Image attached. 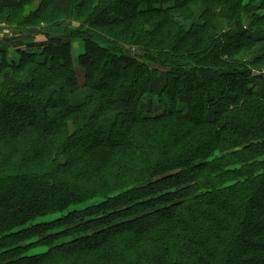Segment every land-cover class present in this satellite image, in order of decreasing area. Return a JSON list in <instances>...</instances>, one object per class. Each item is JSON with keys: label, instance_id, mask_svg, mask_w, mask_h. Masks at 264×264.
Instances as JSON below:
<instances>
[{"label": "trees", "instance_id": "1", "mask_svg": "<svg viewBox=\"0 0 264 264\" xmlns=\"http://www.w3.org/2000/svg\"><path fill=\"white\" fill-rule=\"evenodd\" d=\"M14 20L48 45L0 47V264H264V0H0Z\"/></svg>", "mask_w": 264, "mask_h": 264}, {"label": "rangeland", "instance_id": "2", "mask_svg": "<svg viewBox=\"0 0 264 264\" xmlns=\"http://www.w3.org/2000/svg\"><path fill=\"white\" fill-rule=\"evenodd\" d=\"M31 6L32 5H29V6L27 5L25 7L27 8V7H31ZM80 24L81 23H74L73 26H72L73 27L72 29H77L78 27H80ZM0 25H5V24H4V22L0 21ZM8 25L10 26V27L9 26L8 27L11 28L10 31L12 30L11 31L12 35H6V37H8L9 40H11V42H13V40H18L17 43H16L17 44V46L15 48L16 50H14V48H12V50H10V49L8 50V52H7L8 58H9V60L10 59L11 60H14L15 63L18 64L19 61H20V58H19V55L17 54V47H21V48H23V50H25V49L27 50V47L30 46V45H38V39L36 37L37 35H31V34L30 35H26V33L29 31V29H33L34 31H36V29H38L37 27L40 25V22L37 21V22L31 23V24H29L27 26H24L23 28H26L24 30L23 29H20V30H22V31L25 32L24 35L18 34L19 36H21V37H19V39H21V40L16 39L15 34H14L15 33L14 31L20 32L19 29L16 28L17 27V23L15 22V20L12 21L11 24H8ZM226 29H227L226 27H223V30H226ZM38 31H39V29H38ZM217 35L220 36L221 33L220 32L217 33L215 35V37H217ZM158 39H159V37H158ZM40 45L35 46V47L37 49H39ZM251 49H253V48H251ZM39 50L34 51V52H30V53H27V54L28 55H38V54L42 53V51L41 52H38ZM83 50H84V43H83V41L82 40H79V39H74L73 40V52H74V60L76 62L78 60L79 54ZM243 65H245V64H243ZM245 66H247V65H245ZM247 67H249V66H247ZM248 70L250 71V67L248 68ZM251 72H253V75H255V76H260V74H261L260 72H257L256 70H251ZM254 85L255 84H252V86H254ZM52 161H54V160H50L49 163H48V161H46L45 162L46 167H49L50 168L51 166H49V164L51 165ZM57 217H60V216H53V217L47 218V219L48 220H53V219H56ZM36 240L37 239L33 240V242H35ZM24 246H25V244H24ZM43 249H45V248H42V249L40 248V249L33 250V251H31L29 253V255L37 254L38 253L37 250H43Z\"/></svg>", "mask_w": 264, "mask_h": 264}, {"label": "crops", "instance_id": "3", "mask_svg": "<svg viewBox=\"0 0 264 264\" xmlns=\"http://www.w3.org/2000/svg\"><path fill=\"white\" fill-rule=\"evenodd\" d=\"M19 31L20 32H15L16 39H19V37H21L18 34H21V35H24L25 34L24 31H22V30H19ZM30 34L31 35H37L36 37L38 39V45L41 44L40 47H39L40 50L35 47V46H38V45H30V46L27 47V50L26 49L23 50V48L17 47V54L19 55V58L20 59H21V55L23 53H30V52H34V51H37V50H39L38 52H41L48 45V39L46 38L45 35L42 34V32L40 31V29H39V31H38V29H36V31H34L33 29H29V31L26 33V35H30ZM19 40H21V39H19ZM17 41L18 40H13V42H11V40H9L8 37H0V47H3L4 49H6L7 52H8L9 49L12 50V48H14V50H16L15 48L17 46V44H16ZM82 52L83 51H81V53ZM10 61L15 62L14 60H11V59H10Z\"/></svg>", "mask_w": 264, "mask_h": 264}, {"label": "built area", "instance_id": "4", "mask_svg": "<svg viewBox=\"0 0 264 264\" xmlns=\"http://www.w3.org/2000/svg\"><path fill=\"white\" fill-rule=\"evenodd\" d=\"M10 29L11 28H9L6 25H0V37H6V35H12L11 33L12 30L10 31ZM263 74H264V71H263Z\"/></svg>", "mask_w": 264, "mask_h": 264}]
</instances>
